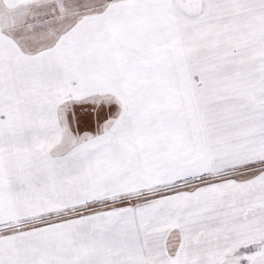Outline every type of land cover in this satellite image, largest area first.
<instances>
[{"label": "snow or ice", "instance_id": "1", "mask_svg": "<svg viewBox=\"0 0 264 264\" xmlns=\"http://www.w3.org/2000/svg\"><path fill=\"white\" fill-rule=\"evenodd\" d=\"M0 264H264V0H0Z\"/></svg>", "mask_w": 264, "mask_h": 264}]
</instances>
